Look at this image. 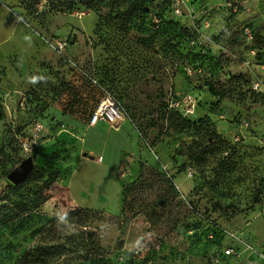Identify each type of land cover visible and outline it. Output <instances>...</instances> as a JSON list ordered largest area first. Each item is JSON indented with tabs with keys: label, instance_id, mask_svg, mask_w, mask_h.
Here are the masks:
<instances>
[{
	"label": "rangeland",
	"instance_id": "rangeland-1",
	"mask_svg": "<svg viewBox=\"0 0 264 264\" xmlns=\"http://www.w3.org/2000/svg\"><path fill=\"white\" fill-rule=\"evenodd\" d=\"M28 2L0 0V192L32 160L18 195L0 200V264H237L247 242L264 253V99L252 87L264 79V0H182L178 23L162 26L123 15L126 0H38V11ZM174 3L146 5L168 18ZM243 23L255 30L251 42ZM103 90L128 120L75 135ZM169 92L195 95L188 126L167 117ZM35 121L39 144L24 152L16 134L29 136ZM212 131L241 140L202 154ZM82 142L125 160L119 193L106 194L108 171L89 173L80 206L92 210L67 193ZM13 208H25L23 218H8ZM49 245L65 253L39 263L36 246ZM230 246L240 256L227 257Z\"/></svg>",
	"mask_w": 264,
	"mask_h": 264
},
{
	"label": "built area",
	"instance_id": "built-area-1",
	"mask_svg": "<svg viewBox=\"0 0 264 264\" xmlns=\"http://www.w3.org/2000/svg\"><path fill=\"white\" fill-rule=\"evenodd\" d=\"M181 1L182 0H175L174 6L172 7L173 13L179 16L183 13L182 7L180 5ZM241 33L246 42H251L255 38L254 29L248 23H243L241 25ZM252 87L256 91H264V80L258 79L256 77L253 78ZM165 102L167 104V108L179 110L184 117L193 114L196 107V97L191 92H186L183 94L169 92V94H167L165 98ZM127 117L128 115L126 109L121 105L114 94L109 91L103 90L102 96L100 97V100L98 101L96 107L88 116L87 124L94 125L100 120L108 122L110 124H116L120 123ZM243 123L245 126L248 125V123L246 122ZM43 128L44 126L41 122L35 121L29 132V136L16 134L18 143L22 147L24 152H31L32 149H34L39 144V132H41ZM241 135L242 133H235L231 136L230 139L233 143H239L241 140ZM245 248L248 252L254 254L256 257L264 261V253L260 252L252 244H250L249 242L245 243ZM224 252L227 257L234 255L240 256V250H236L235 247L232 246L225 248ZM237 264H264V262H259L251 257H244L240 258Z\"/></svg>",
	"mask_w": 264,
	"mask_h": 264
},
{
	"label": "trees",
	"instance_id": "trees-1",
	"mask_svg": "<svg viewBox=\"0 0 264 264\" xmlns=\"http://www.w3.org/2000/svg\"><path fill=\"white\" fill-rule=\"evenodd\" d=\"M98 1L99 0H79V2L87 8H93V5ZM126 2H127V6H126L125 10L123 11V15L130 16L132 14H138V13L144 14V16L150 18L151 21H153L152 25H154V26H162L166 21L168 23H178V20L174 19L175 16L173 15L172 10H171V16L167 18V15H165L166 13H163L162 9L158 10L155 8L148 7L146 5L147 0H126ZM28 3L26 4L27 9H32L34 11H38L37 10L38 9L37 8L38 0H33V2H28ZM254 35H255V30H254ZM262 62H264V61H262ZM209 89H210L211 93L213 94V96H215V97L220 96V94L212 86H209ZM256 92H257L256 94H259V96L262 99H264V91H256ZM164 107H165V111L167 112V115H168L167 117H169V119L171 120L170 121L171 123L178 122V124L181 127L188 126L189 124H191L190 119H191L192 115L186 116V117L182 116V114L179 110L167 108V104L165 101H164ZM1 114H3V105L0 102V117H1ZM196 122L207 126V128L210 127L209 121L205 117L198 118L196 120ZM17 131H18V129H17ZM17 131L15 129V132H17ZM12 140L14 141L13 137H12ZM5 144H7L6 141H5ZM238 144L239 143H233L231 141V139L227 140L226 138H222L219 136V134L217 132L212 131L211 137L208 140L207 144L203 145L200 148V150H202V154H204V153L209 152L210 149L212 147H215V146L230 145L232 147V145L237 146ZM0 155H1L0 161H2L5 157V154L3 153L4 156L2 154H0ZM196 155H198V154H195V151L193 150V152H191V156H189V157L194 161H198ZM22 180H20L18 182H13V183L7 184L9 189H8V191L2 190V192H0V200L7 199L10 196V194L17 196L18 193L16 191H14L17 188L16 183H19ZM21 199L23 200V198H21ZM21 199H18V202H22ZM44 200H45V197H42V194H39L37 196V200H36L34 206H38ZM79 208H81L83 210H92L91 208H87V207H79ZM11 210L14 211L16 209L13 208ZM25 211H26L25 208L17 209L15 212H12V214L9 215L8 218H11V219L15 218L13 220H16L18 218H23V216L21 214H23ZM35 253L37 254L36 260L39 263H43L52 257H55V256H58V255L65 253V250L63 249L62 245L36 246Z\"/></svg>",
	"mask_w": 264,
	"mask_h": 264
},
{
	"label": "crops",
	"instance_id": "crops-1",
	"mask_svg": "<svg viewBox=\"0 0 264 264\" xmlns=\"http://www.w3.org/2000/svg\"><path fill=\"white\" fill-rule=\"evenodd\" d=\"M254 29V28H253ZM262 67H264V65H262ZM264 69V68H262ZM264 80V79H262ZM61 116V115H58ZM67 116V115H64ZM62 116V117H64ZM128 120V118H125L123 121H121L120 123L124 124L126 123V121ZM43 124V123H42ZM83 127H87L89 129L92 128H96L95 131L100 130L103 131L104 128L106 129H120V125H118L117 127L114 126V124H110L108 122L105 121H98L97 123H95L94 125H88V124H82L81 122H76L74 125V129H73V133L76 135L79 132H77L76 129H78V131H80V133L82 132L84 135L85 129L82 128ZM82 140V137H81ZM81 155L79 156V159L76 163V165H74V167L71 169L67 180H66V186H67V193L71 199V202L74 206L77 207H82L80 206V202H81V198L80 197H84V193L82 191V185L84 182H86L88 180V178H90V172L92 170L98 171L102 177H104V174L106 172L104 171H108V175L106 174L105 178H102V180H109V182H107V184L110 185L111 189L109 192H106V194L110 195L114 192V190L117 189V192L119 193V189H120V182H118V178H117V174H120L121 170H122V166L123 163H125V160L122 158V154L118 155V158L120 159V161L118 160V162H116V160L111 159V162L108 160L111 156L109 154H107L106 149L99 148V149H92V147L86 145V143L82 142L81 143ZM82 182V183H81ZM119 183V187H117ZM118 195V194H117ZM117 197V196H116ZM99 200V199H98ZM110 201H107V199H102V201L104 202V204H112V202H114V199H109ZM110 202V203H108ZM89 206H93V207H97V206H101L100 204H96L93 203V201H89ZM107 206V205H105ZM244 256H241V258L244 257H251L254 260H257L259 262H264L262 261L260 258L256 257L254 254H251L250 252H244L243 254ZM230 257V256H229Z\"/></svg>",
	"mask_w": 264,
	"mask_h": 264
},
{
	"label": "water",
	"instance_id": "water-1",
	"mask_svg": "<svg viewBox=\"0 0 264 264\" xmlns=\"http://www.w3.org/2000/svg\"><path fill=\"white\" fill-rule=\"evenodd\" d=\"M32 166V160L30 158H27L23 161L22 166L17 169L14 168L10 173H9V178L13 181V182H18L22 179L25 178L28 170L31 168Z\"/></svg>",
	"mask_w": 264,
	"mask_h": 264
},
{
	"label": "clouds",
	"instance_id": "clouds-1",
	"mask_svg": "<svg viewBox=\"0 0 264 264\" xmlns=\"http://www.w3.org/2000/svg\"><path fill=\"white\" fill-rule=\"evenodd\" d=\"M41 79H42V78H41ZM33 82L35 83V82H36V80L34 79V80H33Z\"/></svg>",
	"mask_w": 264,
	"mask_h": 264
}]
</instances>
